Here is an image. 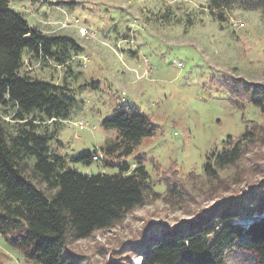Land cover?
Here are the masks:
<instances>
[{
  "label": "rangeland",
  "instance_id": "374dc122",
  "mask_svg": "<svg viewBox=\"0 0 264 264\" xmlns=\"http://www.w3.org/2000/svg\"><path fill=\"white\" fill-rule=\"evenodd\" d=\"M205 6L206 0H9L31 27L69 36L81 48L63 65L44 64L23 51L22 72L65 87L74 99L67 119L40 128L52 135L49 150L63 157L66 167L86 175L117 171L104 162L100 148L117 135L102 123L119 105L130 104L157 125L155 135L131 155L107 158L132 164L140 156L151 188L122 220L69 241L66 249L81 264H140L141 244L155 230L194 221L217 202L245 193L248 184L240 183L234 185L238 192H210L196 175L206 154L219 149L228 134L237 138L243 124L251 125L247 119L264 121V113L247 104L239 109L217 82L231 76L264 85V18L259 11L235 9L219 23ZM87 150H95L98 159L90 164L71 159ZM258 151L264 158V148ZM255 164L249 178L261 183V190L264 159ZM234 173L227 169L220 176L230 182ZM166 176L181 179L185 192L166 199ZM226 263L255 264L242 251L227 255ZM0 264L37 263L0 235Z\"/></svg>",
  "mask_w": 264,
  "mask_h": 264
},
{
  "label": "trees",
  "instance_id": "16d2710c",
  "mask_svg": "<svg viewBox=\"0 0 264 264\" xmlns=\"http://www.w3.org/2000/svg\"><path fill=\"white\" fill-rule=\"evenodd\" d=\"M205 9L219 23L235 9L259 11L264 18V0H206ZM80 49L69 36L31 27L9 7V0H0V235L25 260L37 264H81L66 249L69 241L122 220L144 203L151 188L140 156L132 164L107 159L122 160L143 139L155 135L157 125L130 104L119 105L102 123L104 129L117 133L100 148L104 162L117 166L116 172L80 174L50 152L52 135L40 128L45 122L67 119L74 99L65 87L22 72L23 51L44 64L63 65L71 51ZM236 79L217 77V82L239 109L247 104L263 114L264 85ZM247 122L251 125L243 124L237 138L228 134L219 149L206 154L203 170L196 175L210 192H238L234 185L240 183L248 184L241 190L245 193L217 202L194 221L155 230L138 250L140 264H227V255L237 251L252 255L255 264H264V188L260 190L262 184L249 178L252 167H257L255 161L264 159L258 151L264 148V121ZM95 153L87 150L71 159L90 164L98 159H93ZM247 162L252 165L246 167ZM227 169H234L235 180L224 183L220 172ZM167 177L166 199L185 192L181 179Z\"/></svg>",
  "mask_w": 264,
  "mask_h": 264
},
{
  "label": "built area",
  "instance_id": "2783aa9c",
  "mask_svg": "<svg viewBox=\"0 0 264 264\" xmlns=\"http://www.w3.org/2000/svg\"><path fill=\"white\" fill-rule=\"evenodd\" d=\"M82 33L85 34L86 30L84 28H81ZM93 158H96V156H93Z\"/></svg>",
  "mask_w": 264,
  "mask_h": 264
}]
</instances>
